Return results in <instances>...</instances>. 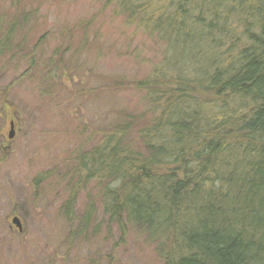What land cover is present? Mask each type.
I'll list each match as a JSON object with an SVG mask.
<instances>
[{
  "label": "trees",
  "instance_id": "16d2710c",
  "mask_svg": "<svg viewBox=\"0 0 264 264\" xmlns=\"http://www.w3.org/2000/svg\"><path fill=\"white\" fill-rule=\"evenodd\" d=\"M35 1L0 0V63L26 68L22 79L44 77L51 91L74 85L77 65L68 68L61 47L83 53L98 20L65 26L46 57L51 37L31 34ZM105 4L161 39L163 57L137 79L105 75L111 109L94 125L66 106L56 114L55 92L47 100L56 128L71 125V141L53 143L52 168L33 177L37 193L51 182L60 196L52 258L117 264L136 234L158 264H264V0ZM9 86L0 87L7 116L17 111ZM127 90L140 98L132 108L116 102Z\"/></svg>",
  "mask_w": 264,
  "mask_h": 264
},
{
  "label": "rangeland",
  "instance_id": "374dc122",
  "mask_svg": "<svg viewBox=\"0 0 264 264\" xmlns=\"http://www.w3.org/2000/svg\"><path fill=\"white\" fill-rule=\"evenodd\" d=\"M105 3L106 0H36L29 8L34 14L33 39L51 37L45 47L46 57L52 55L54 48L61 47L59 40L64 37L59 32L65 26L83 18H97L96 35L94 31L83 53L68 50L67 45L61 47L68 68L72 71L77 65L79 80L74 85L68 83L51 91L44 77L22 79L20 74L26 68L16 69L7 61L0 63V87L10 85L9 101L17 109L8 116L0 114V264H59L52 255L60 249L61 238L54 228V211L60 196L51 188V182L38 193L33 184L34 175L52 168L51 158L55 155L54 148L57 150L54 141L59 144L60 139L64 143L71 141L66 135L71 125L64 130L56 128L55 112L47 104L49 97L56 93V114L59 106H66L77 121L99 123L111 109L110 95L103 89L105 75L137 79L163 57L165 43L161 39L126 24L123 16L116 15ZM9 7L10 2L6 1L1 12L5 13ZM39 52L42 54V50ZM75 89L82 90L73 97L69 90ZM139 99L137 93L127 90L116 102L132 108ZM11 130L13 138L9 137ZM14 216L19 217L22 231L13 224ZM158 261L152 246L140 243L136 234L130 236L116 258L117 264H158Z\"/></svg>",
  "mask_w": 264,
  "mask_h": 264
},
{
  "label": "water",
  "instance_id": "95a60500",
  "mask_svg": "<svg viewBox=\"0 0 264 264\" xmlns=\"http://www.w3.org/2000/svg\"><path fill=\"white\" fill-rule=\"evenodd\" d=\"M11 125L13 126V122H11ZM9 137L10 138L14 137V131L13 130H11ZM12 221H13V224H15L18 227V229L21 231L22 230V224L20 222L19 217L18 216L13 217Z\"/></svg>",
  "mask_w": 264,
  "mask_h": 264
}]
</instances>
